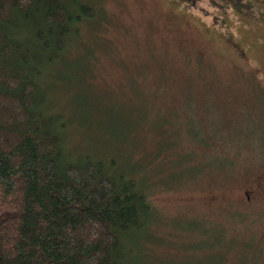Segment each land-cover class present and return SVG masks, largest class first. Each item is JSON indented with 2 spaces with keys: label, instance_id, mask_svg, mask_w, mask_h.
Returning a JSON list of instances; mask_svg holds the SVG:
<instances>
[{
  "label": "rangeland",
  "instance_id": "1",
  "mask_svg": "<svg viewBox=\"0 0 264 264\" xmlns=\"http://www.w3.org/2000/svg\"><path fill=\"white\" fill-rule=\"evenodd\" d=\"M85 1L98 18L66 52L87 65L52 92L73 153L113 159L148 195L134 264H264V203L240 201L264 173V0Z\"/></svg>",
  "mask_w": 264,
  "mask_h": 264
},
{
  "label": "trees",
  "instance_id": "2",
  "mask_svg": "<svg viewBox=\"0 0 264 264\" xmlns=\"http://www.w3.org/2000/svg\"><path fill=\"white\" fill-rule=\"evenodd\" d=\"M97 18L85 0H0V264H134L155 218L130 171L73 153V110L53 97L55 80L87 65L86 52L66 51Z\"/></svg>",
  "mask_w": 264,
  "mask_h": 264
},
{
  "label": "flooded vegetation",
  "instance_id": "3",
  "mask_svg": "<svg viewBox=\"0 0 264 264\" xmlns=\"http://www.w3.org/2000/svg\"><path fill=\"white\" fill-rule=\"evenodd\" d=\"M254 183L240 194V201L244 206L257 207L260 202L264 203V173Z\"/></svg>",
  "mask_w": 264,
  "mask_h": 264
}]
</instances>
